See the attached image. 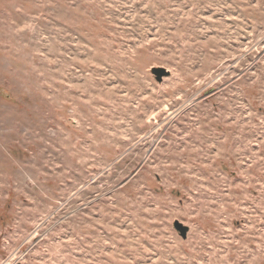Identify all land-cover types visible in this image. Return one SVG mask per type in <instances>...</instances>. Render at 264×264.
<instances>
[{
	"label": "rangeland",
	"instance_id": "1",
	"mask_svg": "<svg viewBox=\"0 0 264 264\" xmlns=\"http://www.w3.org/2000/svg\"><path fill=\"white\" fill-rule=\"evenodd\" d=\"M0 264H264V0H0Z\"/></svg>",
	"mask_w": 264,
	"mask_h": 264
},
{
	"label": "water",
	"instance_id": "2",
	"mask_svg": "<svg viewBox=\"0 0 264 264\" xmlns=\"http://www.w3.org/2000/svg\"><path fill=\"white\" fill-rule=\"evenodd\" d=\"M153 74L156 76L158 81H161L163 77H168L170 75L169 72H167L165 69L162 68L153 69ZM175 228L178 230V232L180 233L183 239L187 238L189 232V228L187 226H184L180 222H176Z\"/></svg>",
	"mask_w": 264,
	"mask_h": 264
}]
</instances>
